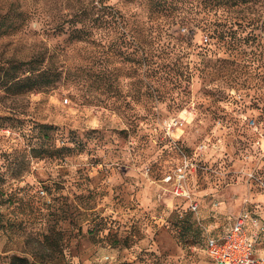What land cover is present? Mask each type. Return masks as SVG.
I'll return each mask as SVG.
<instances>
[{"label": "rangeland", "instance_id": "obj_1", "mask_svg": "<svg viewBox=\"0 0 264 264\" xmlns=\"http://www.w3.org/2000/svg\"><path fill=\"white\" fill-rule=\"evenodd\" d=\"M95 1L0 0V256L212 264L207 238L264 220V0H108L76 39ZM31 58L50 87L14 81Z\"/></svg>", "mask_w": 264, "mask_h": 264}, {"label": "built area", "instance_id": "obj_2", "mask_svg": "<svg viewBox=\"0 0 264 264\" xmlns=\"http://www.w3.org/2000/svg\"><path fill=\"white\" fill-rule=\"evenodd\" d=\"M165 178L166 182L173 184L174 196H188L184 186L185 168H179L173 175L168 174ZM190 209L197 211V204L192 203ZM248 223L255 228V233H248ZM260 232H264V221L252 218L247 213H240L220 238H207L203 250L212 264H264V256L258 258L253 255L254 242Z\"/></svg>", "mask_w": 264, "mask_h": 264}, {"label": "trees", "instance_id": "obj_3", "mask_svg": "<svg viewBox=\"0 0 264 264\" xmlns=\"http://www.w3.org/2000/svg\"><path fill=\"white\" fill-rule=\"evenodd\" d=\"M108 0H96L95 5L92 6L90 10L82 9L75 13L72 17V21L70 25L72 27V31L75 33L76 39L82 40L87 39L101 26H108L116 23L117 12L111 9V6L106 5ZM208 4L210 3L211 7L210 11L216 6V4H212V2H224L226 3H234L238 0H206ZM250 0H241V2H249ZM217 9L213 10V16H216ZM209 13V12H208ZM209 17V15H208ZM206 26L210 29L216 37H221L222 32H217V29H212V26H216L210 20H208V24ZM220 31V30H219ZM221 33V34H220ZM36 61L34 59H30L28 61L22 62L23 66H26V73L24 76H16L14 79L17 81H31L32 84L29 85V89H46L52 85L57 79L54 77V74H51L49 69L41 68L38 69V66L34 65ZM0 264H35L30 259L18 256L11 255L10 256H0Z\"/></svg>", "mask_w": 264, "mask_h": 264}, {"label": "crops", "instance_id": "obj_4", "mask_svg": "<svg viewBox=\"0 0 264 264\" xmlns=\"http://www.w3.org/2000/svg\"><path fill=\"white\" fill-rule=\"evenodd\" d=\"M238 215V214H237ZM236 215V216H237ZM235 216V217H236ZM235 217L231 220V222H230V224L227 226V227H225L224 229H223V231L218 235V236H213V238H220L228 229H229V227H231L232 226V224H233V222H234V220H235ZM253 218V217H252ZM257 219V218H256ZM257 220H262V219H257ZM262 221H264V220H262ZM247 231H248V233L249 234H253V233H255V228L253 227V226H251V224L250 223H248L247 224ZM263 236H264V232H260L259 234H258V238L255 240V244H254V249H253V255L255 256V257H262V256H264V249H257V245L259 244H261L262 243V239H263ZM263 244V243H262ZM203 245H204V243H203ZM203 247V246H202ZM203 250V249H202ZM203 252H204V250H203ZM205 253V252H204ZM209 259V258H208ZM209 262L210 263H212V261L209 259Z\"/></svg>", "mask_w": 264, "mask_h": 264}]
</instances>
